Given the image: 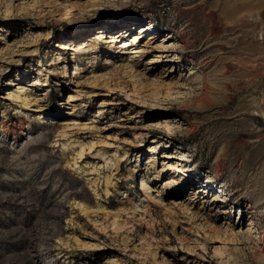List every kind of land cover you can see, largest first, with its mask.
<instances>
[{
  "label": "rangeland",
  "instance_id": "rangeland-1",
  "mask_svg": "<svg viewBox=\"0 0 264 264\" xmlns=\"http://www.w3.org/2000/svg\"><path fill=\"white\" fill-rule=\"evenodd\" d=\"M0 264H264V0H0Z\"/></svg>",
  "mask_w": 264,
  "mask_h": 264
},
{
  "label": "bare ground",
  "instance_id": "bare-ground-1",
  "mask_svg": "<svg viewBox=\"0 0 264 264\" xmlns=\"http://www.w3.org/2000/svg\"><path fill=\"white\" fill-rule=\"evenodd\" d=\"M67 16V15H66ZM140 30V32H143V30H144V26H142V27H140L139 28ZM120 32H122V31H118V32H116V34L115 35H113L112 37H111V39H112V41L111 42H117V41H119V43L120 44H124V42H121V39H120V35H117V34H119ZM139 32V33H140ZM104 38V36L103 35H100V36H98L97 37V39L99 40V41H102V39ZM136 38V37H135ZM95 39L93 38V39H91V41H94ZM85 43V40L83 39V37L82 36H80V37H78V38H76V39H67V40H65V41H62L59 45L61 46V48L62 49H67V48H73V50L74 51H79L80 49H83L84 47H82V46H84L83 44ZM168 46V45H167ZM86 50H88V51H92L93 50V46H88L87 45V47H86ZM79 68V67H78ZM79 71V70H78ZM22 87H18V89H17V93L16 94H12L11 96H13L15 99H20V95H21V93H22ZM73 98H72V96H70V97H68V100H72ZM117 167V166H116ZM146 187H147V182L144 180V179H141L140 180V188L141 189H146ZM199 189H198V193H199ZM201 191H205V190H201ZM174 203H177V201L175 200V201H173ZM78 206H80V208H82V210L84 211V212H96V210H93V209H91V207H88V206H84L83 204H82V202H79L78 203Z\"/></svg>",
  "mask_w": 264,
  "mask_h": 264
}]
</instances>
